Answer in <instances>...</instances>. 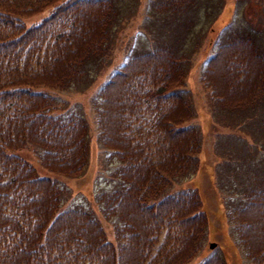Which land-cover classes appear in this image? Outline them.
Instances as JSON below:
<instances>
[{
  "label": "trees",
  "instance_id": "1",
  "mask_svg": "<svg viewBox=\"0 0 264 264\" xmlns=\"http://www.w3.org/2000/svg\"><path fill=\"white\" fill-rule=\"evenodd\" d=\"M153 2L162 8L169 0ZM113 3L0 0V264H180L200 247L207 218L197 190L163 192L174 176L196 168L200 148L198 126L185 122L194 114L190 97L177 90L188 56L170 46L127 57L93 100L96 138L121 161V186L101 206L103 215L115 217L112 238L86 208L59 209L57 179L15 150L31 142L42 168L82 171L84 117L53 113L51 94L39 86H67L85 71L88 56L103 52ZM46 6L37 21L23 20ZM263 32L255 31L262 43L229 34L207 56L200 78L217 105L264 107ZM229 214L246 254L264 264V186L250 188ZM197 264L227 263L210 251Z\"/></svg>",
  "mask_w": 264,
  "mask_h": 264
},
{
  "label": "rangeland",
  "instance_id": "2",
  "mask_svg": "<svg viewBox=\"0 0 264 264\" xmlns=\"http://www.w3.org/2000/svg\"><path fill=\"white\" fill-rule=\"evenodd\" d=\"M113 1V20L103 52L88 56L85 71L67 86H39L51 94L53 113L84 117L88 152L82 171L70 175L42 168L36 156L39 148L31 142L15 150L39 171L57 179L63 189L59 209L70 205L86 208L100 217L112 238L109 229L115 217L103 215L101 206L104 195L121 186L117 173L121 161L96 138L93 100L102 81L127 57L166 44L188 56L184 82L177 90L190 97L194 114L185 122L198 126L200 148L196 168L174 176L163 192L195 188L207 218L200 247L180 264H197L210 251L220 254L227 264H257L246 254L229 212L244 203L250 188L264 186V107L257 103L239 109L217 105L200 73L212 49L229 34L244 33L262 43L255 31L264 28V0H169L162 8H156L154 0ZM49 8L25 15L23 20L37 21ZM100 194L101 200L97 198Z\"/></svg>",
  "mask_w": 264,
  "mask_h": 264
}]
</instances>
